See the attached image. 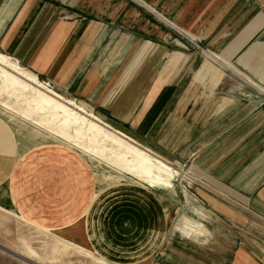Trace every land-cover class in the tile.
<instances>
[{"label":"crops","instance_id":"0c3cea01","mask_svg":"<svg viewBox=\"0 0 264 264\" xmlns=\"http://www.w3.org/2000/svg\"><path fill=\"white\" fill-rule=\"evenodd\" d=\"M0 55L188 177L177 206L141 188L117 235L104 231L137 264H264V0H0ZM23 126L0 116L8 208L28 205L21 161L44 146ZM175 207L200 222L184 217L171 233ZM96 210L89 202L59 233L96 244L100 223L84 218ZM88 248L107 260L110 246Z\"/></svg>","mask_w":264,"mask_h":264},{"label":"rangeland","instance_id":"374dc122","mask_svg":"<svg viewBox=\"0 0 264 264\" xmlns=\"http://www.w3.org/2000/svg\"><path fill=\"white\" fill-rule=\"evenodd\" d=\"M7 64L8 66L0 64L2 75H12L31 87L38 88L25 78L22 71L15 69L12 64L17 63L9 60ZM3 81V78H0L1 85ZM47 88L50 89L49 86ZM41 91L47 93L46 88L42 87ZM62 96L67 98L63 94ZM38 100L36 94L25 92L22 89L11 90L10 95L0 93V116L9 123L11 128L16 124L25 125L20 130L25 129L27 139L35 144L44 145L28 152L21 161L20 169H22V174L26 176L24 191H26L28 205L15 206V208L0 205V264H137L136 261L141 259L136 260L134 253L128 252L129 250L125 247L126 242L123 243V240H119L115 244L114 241L117 239L105 235L104 231L110 228L115 234L118 233L119 230L117 231L116 227L126 222V209L129 211L134 207L132 206V197L142 193V189L163 195L177 206L179 201L178 190H182L183 185L189 182L188 177L177 166L173 165H170L171 168L178 174L172 179V187L166 184L150 187L144 178L131 175L119 176L118 173L120 172L111 167L105 160L109 157L108 154L104 158L97 156L92 152L96 146L91 145L87 140L78 141L75 138L77 135L74 130H80L88 135L89 132L85 126L73 125V129L69 131L72 139L65 138L61 134V128L50 119L51 116L56 115L55 113L47 110L46 116H43L34 111L36 108L35 101ZM61 116L66 117L63 114ZM34 129L40 130L41 133L35 132ZM107 130V132H112ZM44 131L56 132L59 137L53 139L50 136L42 135V133L45 134ZM90 136L93 137L92 134ZM103 139V136L98 137L100 144L103 143ZM107 147L112 148L113 146L107 144ZM108 178L112 180H107ZM144 185L150 188H145ZM95 191L99 195L96 194V205L93 206L95 201H91V196ZM37 193L41 195V200L35 196ZM89 202L91 211L96 209L98 211L96 210L93 214L91 212L90 214L86 213V217H84L86 224L89 222V215L94 217L95 222L97 220L100 223L96 226V234L103 233L101 237L99 234L100 239L96 243L97 245L93 243V239L91 244L89 242L73 243L59 231L74 220L81 222L82 213L87 209ZM94 207L97 208L94 209ZM7 210L14 212L9 213ZM189 210H187L186 216L180 218L176 207L174 210L169 209L171 219L168 221V227L171 233L177 234V227H181L184 217L200 222L199 218L193 216ZM16 212L23 214L26 218H21ZM164 226L163 220L159 234L164 230ZM237 230L239 228L234 227L228 231L233 234L235 247L240 239L236 236ZM163 236L164 234L157 238L152 246L153 249L160 244ZM187 236L194 242L195 237L193 235ZM198 242V244H202L201 239ZM227 242L229 247V240ZM90 245L98 248H101V245L110 246L109 249L104 250L108 261L103 260L98 255L101 254L105 257L104 254L88 248ZM210 245H212L210 242H206L199 246L208 248ZM215 245L218 250L226 247L223 240L218 241ZM143 248L144 244L138 245L139 251ZM138 254L141 255L142 253L139 252Z\"/></svg>","mask_w":264,"mask_h":264},{"label":"bare ground","instance_id":"6f19581e","mask_svg":"<svg viewBox=\"0 0 264 264\" xmlns=\"http://www.w3.org/2000/svg\"><path fill=\"white\" fill-rule=\"evenodd\" d=\"M8 61L9 59H7L3 55H0L1 65L8 66ZM12 65L15 66L16 70L22 71L25 74V78L34 85H36V87L38 88L31 87L30 85L26 84L25 82L17 79L12 75L6 76L0 73V78H3L4 80L2 85L0 84V93L10 95L11 90L22 89L25 92H31L33 94H36L39 100L35 101L36 108L34 109V111L43 116H46L45 112L47 110H51L53 113H55V116L53 115L51 117H48H50V119L61 128V134L65 138L72 139V136H70L69 131L73 129V125L77 127L80 125L85 126L89 132V136L87 134L82 133L80 130H74L75 134L77 135V137L75 138H77L78 141L87 140L91 145L96 146V149H92V152L97 156L104 158L108 154L109 157L105 160L107 161V163H109L111 167L117 169L122 174L146 179L145 182L150 187H156V185L158 184H166L172 187V179L178 173L175 172L169 164L165 163L162 158L160 159L159 157L161 156H155L150 152V150L147 151V149L144 150L140 148V146L135 141L130 139V137L126 136L125 134L119 131H115L111 126L103 122L93 112L88 111L83 105L71 99L65 98L54 89L47 88V85L42 83L37 77V75H35L27 68L21 67L17 64ZM42 87L44 89H47L48 94L41 91ZM60 113L66 117L61 116ZM106 128L112 131L113 133L107 132L108 130ZM91 134L93 135V137L90 136ZM42 135L50 136L53 139H58L59 137L58 133L52 131H46L45 134L42 133ZM100 136L104 137L102 144H100L98 141V137ZM106 143L113 147L108 148ZM13 212V210L9 211V213ZM16 214L21 218H26L23 214L17 212ZM21 258L26 260L24 257ZM102 259L105 260L104 258Z\"/></svg>","mask_w":264,"mask_h":264},{"label":"built area","instance_id":"2783aa9c","mask_svg":"<svg viewBox=\"0 0 264 264\" xmlns=\"http://www.w3.org/2000/svg\"><path fill=\"white\" fill-rule=\"evenodd\" d=\"M42 83H44L45 85L49 86L50 88H53L52 85L50 83H48V82H42Z\"/></svg>","mask_w":264,"mask_h":264},{"label":"water","instance_id":"95a60500","mask_svg":"<svg viewBox=\"0 0 264 264\" xmlns=\"http://www.w3.org/2000/svg\"><path fill=\"white\" fill-rule=\"evenodd\" d=\"M4 250H7V249H5V248H3ZM8 252H10L9 250H7ZM17 255V254H16ZM17 256H19V255H17ZM20 257V256H19Z\"/></svg>","mask_w":264,"mask_h":264}]
</instances>
